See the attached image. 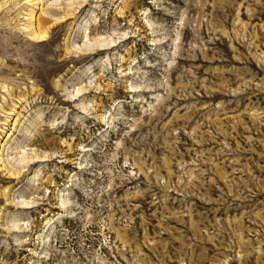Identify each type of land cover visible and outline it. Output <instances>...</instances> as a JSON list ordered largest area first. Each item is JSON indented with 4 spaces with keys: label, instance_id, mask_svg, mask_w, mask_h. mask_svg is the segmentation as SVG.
Masks as SVG:
<instances>
[{
    "label": "rangeland",
    "instance_id": "1",
    "mask_svg": "<svg viewBox=\"0 0 264 264\" xmlns=\"http://www.w3.org/2000/svg\"><path fill=\"white\" fill-rule=\"evenodd\" d=\"M0 264H264V0H0Z\"/></svg>",
    "mask_w": 264,
    "mask_h": 264
},
{
    "label": "bare ground",
    "instance_id": "2",
    "mask_svg": "<svg viewBox=\"0 0 264 264\" xmlns=\"http://www.w3.org/2000/svg\"><path fill=\"white\" fill-rule=\"evenodd\" d=\"M29 33L30 36L35 39L36 41H40L44 39V36H46L47 32H38L37 30L33 29L32 27H29Z\"/></svg>",
    "mask_w": 264,
    "mask_h": 264
}]
</instances>
